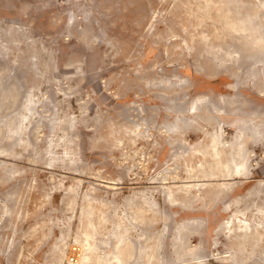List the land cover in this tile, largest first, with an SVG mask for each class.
<instances>
[{
  "label": "rangeland",
  "instance_id": "374dc122",
  "mask_svg": "<svg viewBox=\"0 0 264 264\" xmlns=\"http://www.w3.org/2000/svg\"><path fill=\"white\" fill-rule=\"evenodd\" d=\"M216 136L246 168L189 179ZM193 183L227 187L170 201ZM260 229L264 0H0V264H73L82 230L90 264H264Z\"/></svg>",
  "mask_w": 264,
  "mask_h": 264
},
{
  "label": "bare ground",
  "instance_id": "6f19581e",
  "mask_svg": "<svg viewBox=\"0 0 264 264\" xmlns=\"http://www.w3.org/2000/svg\"><path fill=\"white\" fill-rule=\"evenodd\" d=\"M240 23L241 22L239 21L234 23L232 27L230 26L231 29L243 30L244 26L240 25ZM246 27L248 29L253 28L249 23L248 25L246 24ZM242 144H243V141H240L235 144L236 148H232L231 146L227 147L230 150L231 154L229 156V159H225L224 148L220 147V142L218 141L217 136L209 138L206 145L203 146L202 150L201 149L197 150L198 154L200 153V156L197 157L196 163H194V165L190 167L188 171V178L189 179H201V178L208 179L212 177L214 178L218 176H229V175L242 173L243 170L246 168V163H247V158L245 157V155L241 153L242 150L240 149V147ZM225 186L226 185L223 183L215 184L214 186L211 183L186 184V185L177 187L174 192L173 191L170 192L168 198H170V201L174 202L177 200L178 194H181L183 198H186V196H189L190 194H192V192H194L195 195L198 194V195H203V196L208 195L213 190L215 191V193H219V192L221 193L222 189L224 190ZM145 205H146L145 202H142L141 206H139V209H138L139 215L143 214V212L150 209V208H145ZM182 228L183 227H181V229ZM229 228L230 230H233L235 232L236 231L242 232L241 235H246L248 231L255 230L251 228L249 223L243 222L242 219H239V218H236V221H233L230 224ZM261 232L264 233V231H261ZM92 236H93V232L89 230H82L81 234H79V237L77 235L74 236L75 242H77L78 246H80L81 249H84V250H81L82 253L78 255L76 261L73 264H90L88 260L90 259V255L94 254V252L91 250V242H90ZM114 248H115V251L111 253L108 259L100 260L98 257L94 256V259L97 261V264H125V256L128 253V250L126 249H129V248L126 247V245L124 244H119L118 241L115 244Z\"/></svg>",
  "mask_w": 264,
  "mask_h": 264
}]
</instances>
